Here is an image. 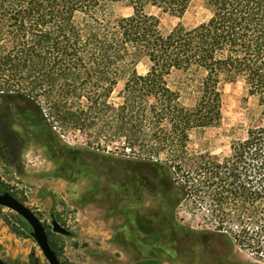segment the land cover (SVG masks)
I'll return each instance as SVG.
<instances>
[{
	"label": "trees",
	"instance_id": "obj_1",
	"mask_svg": "<svg viewBox=\"0 0 264 264\" xmlns=\"http://www.w3.org/2000/svg\"><path fill=\"white\" fill-rule=\"evenodd\" d=\"M195 1L210 15L192 28L179 23L165 32L159 18L146 12L156 7L182 15ZM115 2L133 13L115 17ZM142 61L148 64L145 74L137 70ZM176 71L192 76V104L169 84ZM123 77L122 101L116 103L112 94ZM239 79L259 99L260 125L228 160L186 158L192 131L222 120V82ZM6 84L32 101L41 92L50 107H69L59 114L80 130L107 118L129 144L141 139L151 153L164 150L173 158L154 163L163 177L179 170L218 191L217 197H244L252 216L264 221V0H0V95L13 96L2 89ZM48 130L44 121L51 137ZM245 158L252 161L249 181L241 179ZM192 185L188 178L179 187ZM19 223L31 232L25 220Z\"/></svg>",
	"mask_w": 264,
	"mask_h": 264
},
{
	"label": "rangeland",
	"instance_id": "obj_2",
	"mask_svg": "<svg viewBox=\"0 0 264 264\" xmlns=\"http://www.w3.org/2000/svg\"><path fill=\"white\" fill-rule=\"evenodd\" d=\"M111 11L115 17L133 13L131 7L120 2L113 3ZM146 12L159 18L165 32L179 23L192 28L210 15L201 1L193 2L182 15L156 7H148ZM137 70L145 74L147 62H140ZM124 78L119 80L112 94L116 103L122 101L120 91L125 85ZM191 78L179 71L168 77L171 87L181 91L182 101L187 105L197 97L190 93ZM9 85L2 89L11 91L14 105L29 107L31 115L36 113L37 118L43 119L51 139L41 140L42 134L36 133L24 157L15 163L3 155L0 147V190L10 192L41 219L61 264H202L200 259L189 260L184 246L172 247L168 241L161 240L165 231L156 229L146 218L143 223H135L125 217L135 210V202L128 199V205L123 206L124 178L131 184L138 172L143 176H163L154 163L172 160L170 155L164 150L160 154L151 153L149 143L141 139L129 144L125 136H118L109 127L107 118L90 122L86 130L75 128L62 120L64 116L58 111L69 107H50L41 92L32 101L18 92L19 88ZM221 89L222 120L217 125L192 131L185 155L190 160L213 164L232 158L234 146L244 143L249 130L262 121L259 99L249 94L242 79L223 81ZM35 139L44 142V146L39 147ZM59 151L66 155V161L78 163L77 170H68L70 178L67 180L56 176L65 172L64 161L58 164ZM70 151L74 152L72 156L67 153ZM251 167L252 161L245 158L240 169L242 181L252 178ZM173 173L157 191L159 196L145 192L142 201L150 212L173 218L171 223L165 222L170 230L168 239L183 241L188 232L210 233L197 234L201 242H196L194 248L190 245L197 256L213 253L217 248L223 254V264H264V234L261 232L264 221L252 216L254 209L249 201L232 193L225 198L217 197L218 191L203 186L201 181L198 183L179 170ZM188 178L197 186L181 189L179 184ZM170 196L173 207L168 201ZM54 217L71 231L70 236L53 231ZM20 219L23 218L15 211L0 206V257L7 264H49L31 232L19 223ZM208 237L212 245L206 249L204 243Z\"/></svg>",
	"mask_w": 264,
	"mask_h": 264
},
{
	"label": "flooded vegetation",
	"instance_id": "obj_3",
	"mask_svg": "<svg viewBox=\"0 0 264 264\" xmlns=\"http://www.w3.org/2000/svg\"><path fill=\"white\" fill-rule=\"evenodd\" d=\"M12 96L9 95H0V147L5 155L9 160H12L13 163L21 160L24 157L25 150L29 144H31V137L36 138V133L40 132L42 134L41 140H45L48 136L43 131L44 121L43 119L37 118L36 113L33 115L30 114L29 107H16L12 102ZM31 117L33 119H31ZM33 127V129H32ZM40 139L37 141V145L39 147L44 146V142H41ZM51 139V137H49ZM58 164L59 161H64L65 163V172L64 173H57L56 176L63 177L64 179H69V172L68 170H77L78 163L75 162H68L66 161V155L62 152H58ZM70 156V155H69ZM72 156V155H71ZM53 159V158H52ZM52 159L50 161H52ZM57 160V159H56ZM126 176V175H125ZM124 176V177H125ZM124 185L122 186V203L123 206L128 205V199L130 202H135L134 211L130 212L129 214L126 213L125 217H129L135 223H143L144 219L152 222L156 229L160 228L164 230V236L160 238L161 240L168 241L172 247L179 245L184 246V251H186L185 256L192 260L193 262L196 259H200L202 264H223V254L220 252L219 249L216 248L213 253L209 252L204 254L203 256H197L195 251H191L192 248L196 246V242L198 241L199 237L197 234L208 235L210 233H186V238L183 241L181 239L173 238L171 241L168 239V233L170 232L168 226L165 224L166 220L171 223L173 218L169 216H165L162 214H155L150 212L146 209L145 204L146 202H142L144 199V194L147 192L149 195H157V191L160 189L162 185H165L166 178L163 176H155L154 174L150 175L147 174L143 176L142 173H137L134 175L132 179V183L130 184L129 181L124 178ZM158 180L157 184L155 182ZM146 194V195H147ZM133 199V200H132ZM169 204L173 207L172 197L170 196ZM125 208V207H124ZM171 211V209H169ZM125 211V209H124ZM169 213V211H168ZM158 215V216H155ZM162 223V224H161ZM161 224V225H160ZM166 238V239H165ZM159 239V240H160ZM158 240L157 245L160 244ZM194 241V242H193ZM192 244V248L190 249V245ZM212 245L211 238H205L204 246ZM207 249V248H206ZM7 264V263H6Z\"/></svg>",
	"mask_w": 264,
	"mask_h": 264
},
{
	"label": "water",
	"instance_id": "obj_4",
	"mask_svg": "<svg viewBox=\"0 0 264 264\" xmlns=\"http://www.w3.org/2000/svg\"><path fill=\"white\" fill-rule=\"evenodd\" d=\"M0 206L8 207L18 213L30 226L31 235L41 248L49 264H61V261L54 250L48 237L46 228L41 219L22 201L16 198L8 191L0 192ZM53 231L58 234L70 236V230L60 224L54 217L52 220ZM0 264H6V261L0 257Z\"/></svg>",
	"mask_w": 264,
	"mask_h": 264
}]
</instances>
